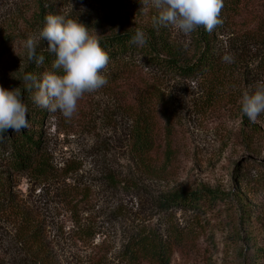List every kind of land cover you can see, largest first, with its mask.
I'll return each mask as SVG.
<instances>
[{
  "label": "rangeland",
  "instance_id": "374dc122",
  "mask_svg": "<svg viewBox=\"0 0 264 264\" xmlns=\"http://www.w3.org/2000/svg\"><path fill=\"white\" fill-rule=\"evenodd\" d=\"M235 2L241 10L230 25L211 32L213 53L220 60L226 53L235 58L222 62L218 95L209 97L199 82L145 69L162 84L177 121L180 155L165 178L154 173L161 161L143 165L130 152L132 121L110 89L84 94L70 119L48 112L41 170H11L8 146L0 142V184L8 202L0 213V264H33L27 248L32 232L54 264H122L121 249L140 227L162 232L190 225L188 211L161 212V197L173 188L202 186L226 197L209 224L194 228L191 249L174 254L171 264H247L245 239L264 245V113L249 121L240 101L264 85L258 66L264 0ZM49 14L77 18L98 35L133 27L162 30L183 60L194 55L192 34L153 25L150 0H0V87L24 85V41L38 36ZM37 44L36 51L47 50L46 41Z\"/></svg>",
  "mask_w": 264,
  "mask_h": 264
},
{
  "label": "trees",
  "instance_id": "16d2710c",
  "mask_svg": "<svg viewBox=\"0 0 264 264\" xmlns=\"http://www.w3.org/2000/svg\"><path fill=\"white\" fill-rule=\"evenodd\" d=\"M235 3V0H223L219 17L222 25H230L234 14L241 10L237 9ZM219 26L221 24L216 28ZM136 28L119 29L100 35L101 47L109 55V62L103 69L108 83L103 88L118 92L120 109L132 121L130 152L143 165L161 161L159 173H154L165 178L169 173L168 169H171L170 166L177 162L180 155L176 142L177 121L162 84L145 69H152L167 78L199 82L210 97L218 95L223 66L219 56L212 51L211 33L204 31L203 27L191 33L195 51L187 60H183L184 57L169 46L168 37L162 30L142 28L147 34L146 43L141 47L130 44ZM37 54L45 57L44 64L37 67L35 63L28 62V70L39 78L52 70L50 65L54 56L47 50H39ZM258 66L264 74V48L259 55ZM20 90L28 107L26 119L29 127L16 133L9 129L2 134L0 142L8 146L7 166L11 170L32 172L44 167L42 125L48 111L32 102L33 92L24 91V85ZM160 127L162 132L159 136ZM4 188L0 184V213L4 212L8 203ZM225 197L224 193L204 186L171 189L159 199V210L164 213L179 208L188 211L192 214L190 225L181 229L171 225L162 232L150 227H140L123 245L119 254L120 262L171 264L174 254L191 249L197 236L195 232L193 234L194 228L201 229L203 224H209L208 216L213 213L217 202L223 201ZM35 234L36 232H32L27 240L30 260L33 264H54ZM245 243L247 264H264V245L258 246L250 237L245 239Z\"/></svg>",
  "mask_w": 264,
  "mask_h": 264
},
{
  "label": "clouds",
  "instance_id": "9594fccd",
  "mask_svg": "<svg viewBox=\"0 0 264 264\" xmlns=\"http://www.w3.org/2000/svg\"><path fill=\"white\" fill-rule=\"evenodd\" d=\"M148 0H144L147 3ZM156 10L154 26H173L183 34H191L198 28L211 33L222 24L220 12L223 0H150ZM47 42L48 53L54 56L51 71L39 78L26 72L22 76L24 91L33 92L32 102L50 113L57 111L70 119L77 112L78 101L86 93H94L108 83L103 69L109 62L107 51L101 47V36L86 27L77 18L49 14L38 36H28L24 41L26 59L37 67L45 57L37 54V41ZM147 34L136 28L129 43L141 47ZM234 56L226 53L222 62L231 64ZM59 70V71H57ZM34 90V91H33ZM240 111L249 121L264 113V85L251 94L245 92L240 101ZM28 107L22 98L20 87L8 90L0 87V138L11 129L14 133L29 127Z\"/></svg>",
  "mask_w": 264,
  "mask_h": 264
}]
</instances>
